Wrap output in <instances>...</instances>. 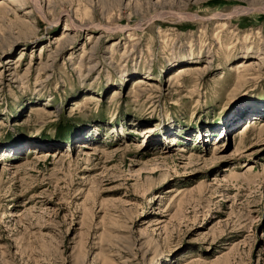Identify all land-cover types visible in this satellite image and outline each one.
<instances>
[{
    "label": "rangeland",
    "instance_id": "374dc122",
    "mask_svg": "<svg viewBox=\"0 0 264 264\" xmlns=\"http://www.w3.org/2000/svg\"><path fill=\"white\" fill-rule=\"evenodd\" d=\"M23 1L0 264H264V0Z\"/></svg>",
    "mask_w": 264,
    "mask_h": 264
},
{
    "label": "bare ground",
    "instance_id": "6f19581e",
    "mask_svg": "<svg viewBox=\"0 0 264 264\" xmlns=\"http://www.w3.org/2000/svg\"><path fill=\"white\" fill-rule=\"evenodd\" d=\"M20 1H23V0H20ZM9 2L11 3H15L14 2V0H9ZM24 2V1H23ZM237 10V9H236ZM253 9H245V10H243L241 13H247V12H250V11H252ZM27 13L29 14V12L27 11ZM235 13H236V11H235ZM229 16H232V15H229ZM181 69V71L180 72H182L183 70H182V68H180ZM179 72V73H180ZM245 106H247V107H245V108H248V106L250 107V108H252V107H254L255 105H253V103L252 102H246L245 103ZM252 106V107H251ZM238 108V107H237ZM252 112H255V111H252ZM261 112V111H260ZM226 127V126H225ZM224 127V128H225ZM223 128V129H224ZM226 130H227V128H226ZM247 130V129H246ZM222 133V135H223V137L225 138V136L226 135H228V130H227V133H224V132H221ZM147 134V136L149 135V132H147L146 133ZM209 136V135H208ZM203 137V136H202ZM84 147H87L89 150H96V148H92V147H88L87 145L85 146V145H83ZM13 150H6L5 151V153H6V155L9 153L10 155H12V152ZM21 151V150H20ZM20 151H17V152H20ZM17 152H15V153H17ZM47 157V156H46ZM6 158L4 157V155L3 156H1L0 157V160L2 161V160H5Z\"/></svg>",
    "mask_w": 264,
    "mask_h": 264
}]
</instances>
